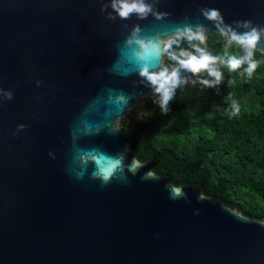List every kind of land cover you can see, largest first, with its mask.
<instances>
[{
    "label": "water",
    "instance_id": "obj_1",
    "mask_svg": "<svg viewBox=\"0 0 264 264\" xmlns=\"http://www.w3.org/2000/svg\"><path fill=\"white\" fill-rule=\"evenodd\" d=\"M144 2L125 19L113 0H0V264H264L263 218L154 172L121 127L156 94L142 67L177 68L173 96L191 80L166 41L221 35L210 9L264 29V0Z\"/></svg>",
    "mask_w": 264,
    "mask_h": 264
},
{
    "label": "trees",
    "instance_id": "obj_2",
    "mask_svg": "<svg viewBox=\"0 0 264 264\" xmlns=\"http://www.w3.org/2000/svg\"><path fill=\"white\" fill-rule=\"evenodd\" d=\"M205 42L188 41L184 36L166 52V62L179 66L170 53L193 45L224 61L232 55L243 56L236 45L213 32H204ZM258 66L251 77L247 64L235 71L217 61L219 83L206 71L193 74L161 108L158 93L142 105L139 119L121 125L134 143L132 152L141 160L153 158L152 170L176 183H202L201 191L222 201L237 203L239 210L264 219V54L255 50ZM180 67V66H179ZM239 107L232 115V103Z\"/></svg>",
    "mask_w": 264,
    "mask_h": 264
},
{
    "label": "clouds",
    "instance_id": "obj_3",
    "mask_svg": "<svg viewBox=\"0 0 264 264\" xmlns=\"http://www.w3.org/2000/svg\"><path fill=\"white\" fill-rule=\"evenodd\" d=\"M112 8L118 13L121 18H128L131 14H136L139 17H146L152 8L144 0H113ZM204 15L209 20L217 21V28L220 30L221 35L227 37L228 45H236L244 52L243 56L232 55L227 61H224L220 57L213 56L205 51L204 48L193 45L195 52L193 54L187 50H181L179 54L170 53L171 58L176 60L179 66L193 74L206 71L209 76L214 77V81L203 80L202 83L210 85L212 83H219L222 78L221 71L216 67L217 61L220 63H226L227 67L231 71H235L241 67L242 64H247L245 72L249 77L253 74L258 66V61L255 60L254 52L257 48V44L260 40L261 33L264 29L259 31L256 28H252L250 31L243 34H237L226 26H222V18L216 9L206 10ZM248 26V22H245V27ZM230 33V35H229ZM184 37L188 41H199L201 44L205 42V35L203 28H197L195 31L192 29H186L183 33ZM180 36L177 35L176 40H179ZM176 40H168L165 43L164 51L167 52L171 49L172 44ZM142 49L141 53H138L139 59L142 61H150L153 57L160 54L159 47L153 44L151 41L147 43L139 41ZM139 74L146 77L152 86L154 91L161 97L160 104L163 111H167V104L173 96L174 89L180 83L179 71L177 68H173L171 71L168 68H162L159 71H148L147 67H142ZM240 112L239 105L233 101L232 103V115H238Z\"/></svg>",
    "mask_w": 264,
    "mask_h": 264
},
{
    "label": "rangeland",
    "instance_id": "obj_4",
    "mask_svg": "<svg viewBox=\"0 0 264 264\" xmlns=\"http://www.w3.org/2000/svg\"><path fill=\"white\" fill-rule=\"evenodd\" d=\"M140 116V115H139Z\"/></svg>",
    "mask_w": 264,
    "mask_h": 264
}]
</instances>
